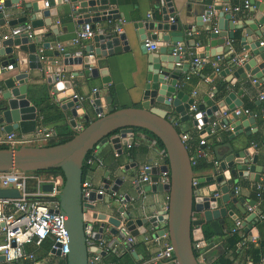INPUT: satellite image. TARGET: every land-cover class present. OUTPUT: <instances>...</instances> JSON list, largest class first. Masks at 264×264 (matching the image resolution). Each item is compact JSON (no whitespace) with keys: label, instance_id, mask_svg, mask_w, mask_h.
<instances>
[{"label":"water","instance_id":"water-1","mask_svg":"<svg viewBox=\"0 0 264 264\" xmlns=\"http://www.w3.org/2000/svg\"><path fill=\"white\" fill-rule=\"evenodd\" d=\"M27 1L17 12L18 15L22 13L26 15L20 16L18 20L5 23L0 10V27L5 24L14 28L21 23H27L32 30L31 39H28L25 33H20L0 43V58L5 57L7 62L13 64L16 71L3 83L5 89L0 97V127L5 134L16 131L26 135L34 130L37 115L35 106L30 104L26 95L28 76L26 71L42 73L47 67L53 68L44 75L45 83L48 87L52 86L50 92L54 99L59 101L60 109L68 110L71 117L69 126L74 128V118L78 116H82L87 125L75 131V135L62 144L50 147L23 146L14 150L0 149V173L9 170L23 173L60 171L62 186L57 201L59 213L65 217L64 229L67 234V253L64 263L86 264L88 250L82 230L83 214L90 212V218L100 222L98 230L92 233L94 240L100 239L103 222L110 226L111 235L119 237L117 228L122 225L132 238L138 234L135 226L145 224L143 220H127L124 207L110 203L108 197L103 198L94 191L90 192L86 199L80 196L82 163L87 153L108 143L115 154L119 155L122 146L131 143L132 131L138 130L147 138L157 139L164 152L163 165L151 167L146 171L149 175L148 184L141 190L163 191L168 197L166 210L160 215L151 217L146 223L155 228L157 222H165L162 233L167 234L177 264H199L198 256L192 248L193 242H199L200 247L204 246V236L199 226L207 224L214 235H220L222 225L218 220L231 216V213L224 208V204L228 201L235 205L241 215H245L242 200L229 189L237 178H247L254 183L258 181L261 168L255 166L256 156L252 155L253 149H243L245 141L240 137L241 134L247 137L256 131L255 119L250 115H231L230 119L223 120L231 131V135L227 138L228 143L223 145L226 150L220 155L217 149L213 150L215 164L209 170L210 175L196 179L198 184L207 185L206 195L197 196L194 195L191 187L193 157L189 155L185 144L181 143L175 123L187 122L190 119L192 126L201 128L211 119H218L221 113L240 108L241 103L237 97L242 91L235 93L234 86L245 79L244 71L254 81L255 86L264 83V49L257 48L258 41H255L264 34V4L249 0L250 9L241 17L224 15L221 12L217 14V32L213 33L210 29L208 34L210 46L214 47L216 42L219 46L224 45L225 40L233 39L232 31L236 30L239 32L240 43L250 44L249 59L242 67L234 68V71L227 75L223 90L213 91L211 99L203 97L202 103L196 105L195 113L189 118L188 108L195 103L192 99H185L183 103L178 99L179 76L185 73L189 66L180 60V57L185 58L187 55L182 41L186 33H181L173 22L169 23V19L174 14L170 0H160L163 7L158 4L154 6V9L160 10L159 20H156L155 14H152L145 21L132 25L135 40L141 42V49L144 39L153 41L156 46V49L146 56L140 104L137 107L114 110L110 98L106 97L104 105L107 108L103 111L98 94L95 92L91 107L99 116L93 121H87L79 102L73 98L70 85L63 81L54 82L53 74L68 73L71 78L98 77L102 85L107 84L109 82L107 70L101 67V64L105 63L107 57L128 50L124 34L107 33L101 27L102 30L92 37L87 46L73 53L61 54L59 61L55 63L40 61L38 49H52L56 44L39 45L35 39L43 34V26H50L49 9L61 6L64 1L75 8L72 13L78 16L80 24L90 23L93 29L95 24L114 19L116 13L108 8L106 0H41L39 4L35 0ZM224 1L221 0V3ZM18 3L19 0H10L11 5ZM2 6L4 7L5 3ZM217 9L219 10L220 6ZM195 25L208 26L201 22L200 16L195 19ZM164 32L166 35H162ZM176 32H179V36H174ZM227 48L226 46L225 49ZM143 50L145 51L144 48ZM206 50V48L202 49V52ZM220 51L210 57L220 54ZM202 52L199 55L201 58L204 56ZM66 90L69 92L67 93ZM168 110H171L177 119H169ZM128 136L130 139H127ZM199 137H205L203 130L199 132ZM199 148L204 149L202 146ZM161 172L167 173V184H160ZM119 183L120 181L115 180L114 185L111 187L104 185L103 189L116 193V186ZM49 189L48 185L42 187L44 191ZM133 190L136 193L141 191L139 187H134ZM17 197V192L12 189H0V198ZM122 199L124 205L129 203L127 195ZM96 201H103L106 209L115 212L116 215L113 216V213L104 221L105 215L95 211ZM193 213L198 214L197 219L193 218ZM231 219L237 220L236 216H231ZM255 222L253 214L247 215L242 223V229L248 233ZM160 232L154 236L159 235ZM99 254L102 255L100 252ZM54 255L58 256V252ZM131 255L135 256L134 253ZM207 259L208 254H203L202 260L207 261ZM0 261H3L1 256Z\"/></svg>","mask_w":264,"mask_h":264},{"label":"crops","instance_id":"crops-1","mask_svg":"<svg viewBox=\"0 0 264 264\" xmlns=\"http://www.w3.org/2000/svg\"><path fill=\"white\" fill-rule=\"evenodd\" d=\"M25 1V2H23ZM38 4L41 0H35ZM243 1L249 0H225L222 4L233 7L241 6ZM257 2L263 3L264 0H256ZM27 0H19L16 5H11L10 0H4L1 13L4 22H9L11 20H18L20 16H25L26 13L20 15L17 14L19 9L26 3ZM107 6L110 10L115 11L114 19L105 21L104 23H98L99 29L107 32H115V28L119 29L118 32L125 36V41L127 43L128 50L107 57L104 67L107 70V75L109 77V82L105 85L100 83L99 78H84L76 77L71 78L68 73H60L63 75L61 81L68 83L70 85V90H72L74 96L82 97L84 101L79 103L82 108L83 115L86 116L87 121H93L96 118L93 108L87 102L89 96H92V90H95L98 94V99L100 101V107L105 111L107 108L104 105V100L108 96V91L111 90L113 93V106L116 109L137 107L141 102V89L144 83V67L147 53L141 49V42H137L134 37L135 31L132 25L135 23L145 21L152 14H155L156 20L160 19L159 8L154 9L155 5L163 7V3L160 4V0H106ZM172 8L174 10L173 23L179 27L181 33H186L183 38V46L186 49L187 55L185 58L180 57L182 62L187 63L189 66L185 73L180 74V84L178 88V99L183 103L185 99H192L195 105L202 103V98L207 97L208 93L213 91L223 90L226 86L225 79L227 75H230L234 71V67L228 61V55L230 54H241L249 53L248 47L250 44L245 43L242 45L240 43L239 32L232 31L233 39L230 40V45L227 50L225 49L226 44L219 46L216 42L214 47L210 46V39L208 37L211 27L204 26L199 27L195 25V19L201 16L206 7L211 3V0H170ZM219 5H216V8ZM71 5L66 1L63 2L61 6H57L49 9V21L50 26H43V34L38 36L35 41L39 45L44 43H55V48H48L42 50V55L45 57L46 62H58L60 55L63 53H73L90 43V40L80 43L79 45H74L71 43V39L74 37L75 32L79 29L81 24L78 22V16L73 15ZM246 10H242L232 16H244L247 14ZM170 23V22H169ZM217 23V17L215 20V27ZM24 24V23H21ZM27 24V23H26ZM205 24V23H204ZM20 25V24H19ZM102 25V26H100ZM18 26V25H17ZM95 27L96 24H95ZM102 27V28H101ZM12 27H8L5 24L0 27L1 33H7ZM179 32H176L174 36H179ZM187 33L189 35H187ZM169 34V33H168ZM166 35V33H162ZM218 41V40H217ZM229 41V40H227ZM255 41H258L255 39ZM226 42V40H225ZM179 45V44H178ZM61 47V48H59ZM143 47V46H142ZM207 49L202 52V49ZM225 49L221 50L220 49ZM40 49V48H39ZM61 49V50H59ZM220 51V55L224 56V63L218 67V72L212 71L210 66V55L215 54ZM62 52V53H61ZM201 52L204 54L202 57L205 62L199 68H194L191 61L195 58H201L199 55ZM219 54V53H218ZM11 63L7 62L6 58H0V65H9ZM13 65V64H12ZM53 67H47L44 72L39 71H26L27 73V98L30 104L36 103L35 112L37 115L36 126H44L46 128L59 127V133L57 138L60 139L64 137L68 132H75L78 127H83L86 123L82 116L74 118V128L70 127L68 122L71 119L68 110L63 111L60 109V103L51 94L50 89L44 80V75L51 71ZM237 68V67H236ZM227 70V72H224ZM14 67L12 71L0 73V97L4 92V81L15 73ZM221 73L223 76H221ZM52 74V73H51ZM245 79L239 84H235L234 92L242 91L237 99L240 101L241 106L239 109L248 110L251 113H256L259 111L262 103L257 101V95L259 93H264V83L254 85V82L248 77V73L244 71ZM67 93L69 90H66ZM45 98L44 102L39 103V100ZM209 99V98H208ZM1 100V98H0ZM112 101L110 100L111 104ZM41 112H43L47 118L55 117L54 122H48L45 124L40 123V117H42ZM169 119H177L171 110H168ZM212 120V119H211ZM210 120V121H211ZM181 131H187V133H194L195 138L187 140V145L192 148L195 145L198 152L205 153L209 151L211 154L207 156L210 161L213 160V150L217 149V153L220 155L226 149L223 147L224 144L228 143L227 138L231 135L230 132L217 131L211 136L205 137L206 146L203 150H200L196 143V137L199 138V132L204 129L205 126L198 128L197 126H192L191 121L179 122L178 123ZM255 129L256 131L250 133L249 136L244 137L241 134V138L245 141L243 149L252 148L253 154L256 156V167L261 168V172L258 176V181L264 173V117H258L255 119ZM3 132V130H2ZM4 133V132H3ZM16 135L20 136L16 131H13ZM28 135V134H26ZM188 137V136H187ZM54 138L52 140H55ZM130 139V136L127 137ZM131 143L128 144L130 147L127 149L126 145L122 146L121 153L116 155L112 150L110 144L106 143L98 149H93L91 151L94 158V165L87 169L84 179L87 180L94 190L99 189L103 191V198L108 197L110 203L115 204V206H121L117 203L114 198L110 196V191L104 190V185L111 187L114 185V181L118 180L120 183L116 186L117 191L115 196L123 197L125 195L129 198V203L124 205V210L126 213L127 220H139L144 221L145 224L139 227L135 226L137 231V236L134 237V243L132 249L127 251L122 237H116L109 233L110 226L105 222L102 228L100 239L105 242L109 247L110 253L113 255L120 256L122 253H126L125 262L126 264H160L153 260V256L159 249V245L155 244L153 241H144L143 238H154V235L165 228V222H157L156 227H151L146 223L151 217L162 214L165 211V206L167 205L166 196L167 194L163 191H142L145 185H139L140 192L136 193L132 186V180L137 175V170L140 166H157L161 164L160 159V149L155 145L153 139L147 138L142 132L138 130H133L131 135ZM45 144V143H44ZM255 145V148L252 147ZM27 147H40L36 144L26 145ZM18 146L14 149H17ZM25 147V146H24ZM194 147V150H195ZM101 162V166H96V161ZM210 171H203L200 173H193L195 179L208 177ZM255 183L249 181L247 178H237L233 182L234 187H238V195L236 197L242 200V207L245 210L246 205H253L255 210L258 211L262 219L258 220L256 217V222L253 224L251 229L244 231L243 229L235 234L241 239V242L236 244L234 250L226 253V259L230 264H264V252L261 254L258 263L253 262L250 258L246 257L244 254V247L246 244H252L253 248H257L259 241L264 243V197H261L256 202H253L252 192L254 190ZM207 185L199 184L197 188L193 189L194 195H206ZM232 191V187L229 189ZM96 213H102L105 215L104 221L107 217L113 215L115 212L107 210L103 201H96L94 204ZM226 211L231 213V216H236L237 220L245 219L247 214L241 215L235 208V205L228 201L224 204ZM90 212L85 213V218L92 223L93 232H96L99 228V221L90 219ZM231 216H226L218 221L222 225V231L220 235H212L211 238L205 240L203 238L204 246L201 247L199 253L208 254V259L202 260V257L198 258L199 264H217V258L224 254V243L229 237L227 231L232 227L234 220ZM193 218L197 219L198 214L193 213ZM202 233L207 224L199 226ZM195 229V227L193 228ZM211 231V230H210ZM212 232V231H211ZM253 238L254 242H249V238ZM47 249V242L41 245L40 248L35 249L33 247H28L26 250L31 251L34 255L41 257L43 259L44 253ZM93 250L89 248V252ZM134 253V257L131 255ZM90 256V254L88 255ZM104 256V255H102ZM101 256V257H102ZM103 260H100L98 264H103ZM52 264H59V261L52 259L49 261ZM0 264H33L28 261H19L16 263H4L0 261Z\"/></svg>","mask_w":264,"mask_h":264},{"label":"built area","instance_id":"built-area-1","mask_svg":"<svg viewBox=\"0 0 264 264\" xmlns=\"http://www.w3.org/2000/svg\"><path fill=\"white\" fill-rule=\"evenodd\" d=\"M4 0H0V10L2 9ZM216 5L220 6L218 10ZM46 7V4H44ZM249 7L247 1H243L241 6H227L221 3V0H211V3L206 7L204 13L200 16L201 22L210 25L213 33H216L215 20L217 14L221 12L224 15H234L242 10H246ZM169 22H173L170 18ZM94 29L91 27L90 23H82L79 29L75 32L74 37L71 39V43L74 45H79L82 42L92 39V37L99 33L101 30L99 26ZM119 29L116 27L115 32ZM20 33H25L28 39L32 38V30L28 24H20L7 33L0 32V43L7 40L13 36ZM187 35H189L187 33ZM226 46L230 45V40L225 42ZM142 46L146 52L151 53L156 49L155 43L149 39H144L142 41ZM257 48L264 49V34L261 35L257 42ZM61 50V49H59ZM40 55V61L44 62L45 57L42 55V50L38 49ZM213 59V60H212ZM228 61L232 67H242L249 59V53L241 54H229ZM205 62L203 58H195L191 61L194 68H199L202 63ZM224 63V56L218 54L213 58L210 57V66L212 71L218 72V67ZM13 65H0L1 71L9 72L12 71ZM45 72V71H44ZM54 82H59L62 80L63 75L53 74ZM254 82V81H252ZM95 90H92V96H89L87 102L89 105L93 104V94ZM80 103L84 101L82 97L73 96ZM208 98H213L211 92L208 93ZM257 101L263 105L256 113H251L248 110H242L239 108L234 109L232 112L221 113L218 119H212L204 127L203 131L205 137L213 135L217 131L230 132V127L228 124L224 123L223 120L230 119V116H248L250 115L254 119L257 117H264V93H259L257 95ZM196 111V105L193 104L188 108V116L192 118V115ZM99 114H96L98 117ZM178 123H175L177 126ZM81 127H78L76 131H79ZM205 137L198 138L197 145L199 147L206 146ZM55 138V132L51 128H46L44 126H36L34 130L28 135H16L13 132L3 133L2 127H0V146L5 145L14 150L18 146L33 145L38 143H46ZM179 139L181 143L185 144L188 137L186 134H179ZM130 145H126L128 149ZM255 148V145H252ZM210 152L205 153L199 152L200 156H210ZM161 164L155 165L153 167H158L164 163V152L160 150ZM96 166H101L100 161L95 162ZM215 164L212 160V165ZM85 165L87 169L94 165V158L91 155L85 160ZM193 165L191 161V166ZM151 167L150 166H140L137 170L136 177L132 180V186L138 187L139 185L148 184L149 175L146 174ZM160 184L168 183V176L166 172H161L159 175ZM29 182H33V187L30 189ZM48 185L50 187L49 191L42 190V187ZM198 182L196 179L192 178L191 187L193 189L197 188ZM62 186V180L59 176L52 175H35L33 173H23L18 170H9L6 173H0V189H12L17 192V198H0V256L4 263H16L19 261H28L33 264H52L49 261L56 259L58 261H64V257L67 253V234L64 229L65 217L59 213V206L57 201V195ZM95 192L97 195H103V191L96 189L94 190L91 184L83 179L80 184V196L86 199L90 192ZM255 197L257 200L260 199V195L264 192V174L261 179L257 181L254 185ZM232 192L238 195V187L232 186ZM110 196L114 200L124 207L122 203V197L115 196V193H110ZM168 197L166 196V201ZM167 205L165 206L166 210ZM245 212L247 214H253L258 220L262 219L261 214L255 210L253 205H246ZM83 214V235L85 239V245L88 250L86 264H98L101 260V256L106 254L110 249L101 239L94 240L92 238L93 228L92 223L85 218ZM91 219V218H90ZM243 219L235 220L233 225L227 233L229 235H235L242 230ZM161 230L159 235L154 236V238H143L144 241H153L155 244L159 245L158 251L153 256V260L160 264H177L174 256L172 255V248L168 241L166 233H162ZM117 235L122 237L123 242L127 251L132 249L134 239L128 235L126 230L120 225L117 228ZM47 242V249L44 253L43 259L36 261L33 252L26 250L28 247H33L38 249L43 243ZM249 242H254L253 238H249ZM89 248L93 251L89 252ZM192 248L200 259L203 253H199L201 247L199 242H193ZM98 251V253H95ZM58 252V256L54 253ZM102 253V255L99 254Z\"/></svg>","mask_w":264,"mask_h":264},{"label":"trees","instance_id":"trees-1","mask_svg":"<svg viewBox=\"0 0 264 264\" xmlns=\"http://www.w3.org/2000/svg\"><path fill=\"white\" fill-rule=\"evenodd\" d=\"M108 96L110 98V100H113V93L111 90L108 91ZM45 98H42L39 100V103L44 102ZM34 106L38 105L36 103H33ZM113 106V101L112 104ZM42 117H40V123L45 124L48 122H54L55 121V117H49L47 118V116L41 112ZM258 118V117H257ZM190 119L187 121L189 123ZM87 123H85L83 126H86ZM43 126V125H42ZM55 132V138H57V134L59 133L60 128L59 127H53L52 128ZM175 129L177 131L178 134H186L188 136L189 139L191 138H195V134L193 133H187V131H181L179 125L175 126ZM75 135V132H68L67 134L64 135V137L60 138V139H55V140H50L48 142H46L45 144L41 145L40 147H50V146H54V145H58V144H62L68 140H70L73 136ZM188 140V139H187ZM153 141L155 143V145L162 150L161 144L159 143V141L155 138H153ZM198 139L196 137V143L197 144ZM185 146L186 149L189 153V155L191 157H193L192 160V171L193 173H200L203 171H208L210 170L211 166H212V161H210L209 159H207L206 156H200L199 152L197 151L195 145V150L193 147V151L192 148L189 147L187 145V141L185 142ZM0 149H10L8 146L2 145L0 146ZM91 155V152L87 153V155L85 156V159L82 163V180L84 179V176L87 172V167L85 165V160L87 158H89V156ZM33 174L35 175H52V176H59L62 180V176L59 170H48V171H44V172H33ZM264 174V173H263ZM29 187L30 189L33 187V182H29ZM255 191L253 190L252 192V199L253 202H256L257 199L255 197ZM264 197V192L260 195V198ZM212 232L210 231V229H208L207 227L204 228L203 230V236L204 239L207 240L209 238L212 237ZM241 239L238 238L236 235H229V237L225 240L224 243V254H222L221 256H219V258H217V264H230V262L226 259V253L230 252L232 250H234L236 244L240 243ZM44 244V243H43ZM264 252V243L263 241H259L257 248H253L252 244H246L244 247V254L246 257L250 258L253 262L258 263L261 254ZM125 258H126V253H122L120 254V256H115L112 253H110V251H108L106 254H104V256L101 257V260L103 264H126L125 262ZM35 260L39 261L41 260V257H38L35 255ZM59 264H65L64 261H59Z\"/></svg>","mask_w":264,"mask_h":264},{"label":"rangeland","instance_id":"rangeland-1","mask_svg":"<svg viewBox=\"0 0 264 264\" xmlns=\"http://www.w3.org/2000/svg\"><path fill=\"white\" fill-rule=\"evenodd\" d=\"M37 145L40 146V145H43V143H38Z\"/></svg>","mask_w":264,"mask_h":264}]
</instances>
